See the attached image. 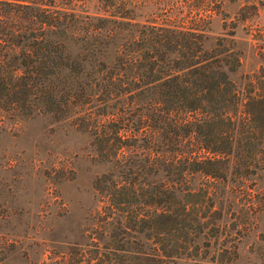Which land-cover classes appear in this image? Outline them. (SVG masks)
<instances>
[{
  "label": "trees",
  "instance_id": "1",
  "mask_svg": "<svg viewBox=\"0 0 264 264\" xmlns=\"http://www.w3.org/2000/svg\"><path fill=\"white\" fill-rule=\"evenodd\" d=\"M156 1L0 0V132L37 119L87 135L102 170L82 232L106 264H230L264 214L247 194L219 243L230 177L264 172V78L237 88L236 53L205 45L223 0Z\"/></svg>",
  "mask_w": 264,
  "mask_h": 264
},
{
  "label": "rangeland",
  "instance_id": "2",
  "mask_svg": "<svg viewBox=\"0 0 264 264\" xmlns=\"http://www.w3.org/2000/svg\"><path fill=\"white\" fill-rule=\"evenodd\" d=\"M216 1L156 2L164 15L171 4L175 11L185 12L187 6L201 2L204 9H210ZM201 25L207 47L221 42L236 53L238 66L227 76L237 88L264 78V0H223L219 12ZM87 144L85 133L47 126L37 119L0 132V264H106L94 250L102 244L82 232L83 212L95 204L91 182L102 170L85 157ZM230 178L241 195L221 197L225 214L219 243L223 244L242 199L249 194L255 201L264 194V172L240 182L236 175ZM252 225L232 237L236 259L230 264H264V214H254ZM137 263L131 260L128 264ZM199 264L220 263L205 259Z\"/></svg>",
  "mask_w": 264,
  "mask_h": 264
}]
</instances>
